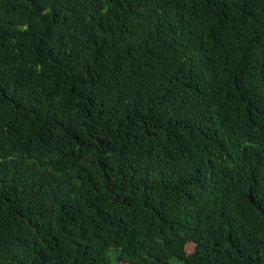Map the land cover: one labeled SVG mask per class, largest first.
<instances>
[{"label": "trees", "instance_id": "trees-1", "mask_svg": "<svg viewBox=\"0 0 264 264\" xmlns=\"http://www.w3.org/2000/svg\"><path fill=\"white\" fill-rule=\"evenodd\" d=\"M172 257L264 264V0H0V264Z\"/></svg>", "mask_w": 264, "mask_h": 264}, {"label": "rangeland", "instance_id": "rangeland-1", "mask_svg": "<svg viewBox=\"0 0 264 264\" xmlns=\"http://www.w3.org/2000/svg\"><path fill=\"white\" fill-rule=\"evenodd\" d=\"M186 250L187 251L191 250V246H187ZM168 264H182V263L180 261H178L177 259L172 257V258H169Z\"/></svg>", "mask_w": 264, "mask_h": 264}]
</instances>
